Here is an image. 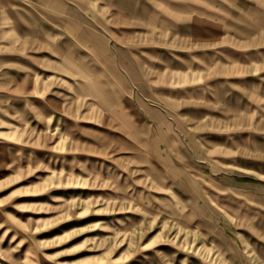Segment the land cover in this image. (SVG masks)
Listing matches in <instances>:
<instances>
[{
  "label": "rangeland",
  "instance_id": "1",
  "mask_svg": "<svg viewBox=\"0 0 264 264\" xmlns=\"http://www.w3.org/2000/svg\"><path fill=\"white\" fill-rule=\"evenodd\" d=\"M0 9V264H264V0Z\"/></svg>",
  "mask_w": 264,
  "mask_h": 264
},
{
  "label": "bare ground",
  "instance_id": "2",
  "mask_svg": "<svg viewBox=\"0 0 264 264\" xmlns=\"http://www.w3.org/2000/svg\"><path fill=\"white\" fill-rule=\"evenodd\" d=\"M0 10H1V12H3L4 9H0ZM2 16H3V14H2Z\"/></svg>",
  "mask_w": 264,
  "mask_h": 264
}]
</instances>
